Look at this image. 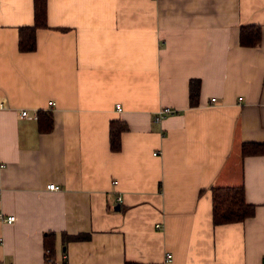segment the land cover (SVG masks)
<instances>
[{"label":"crops","instance_id":"0c3cea01","mask_svg":"<svg viewBox=\"0 0 264 264\" xmlns=\"http://www.w3.org/2000/svg\"><path fill=\"white\" fill-rule=\"evenodd\" d=\"M45 15L21 50L33 0H0V264H46L45 235L58 264H264V153H241L264 144V0H45ZM227 186L254 212L215 224Z\"/></svg>","mask_w":264,"mask_h":264},{"label":"trees","instance_id":"16d2710c","mask_svg":"<svg viewBox=\"0 0 264 264\" xmlns=\"http://www.w3.org/2000/svg\"><path fill=\"white\" fill-rule=\"evenodd\" d=\"M34 24L22 27L19 33V48L21 50H32L35 48V28L46 25L45 0H33ZM240 42L243 45H254L260 39V29L255 25H243L240 27ZM189 104H197L199 92V79L190 78L189 83ZM126 125L122 122H111L109 126V146L112 151L120 148L119 134ZM241 153H264V144L245 142L241 145ZM254 206L246 203L243 198L241 186L213 187L212 188V220L213 223H226L240 221L253 215ZM78 236V235H77ZM81 237L84 235H80ZM69 237V236H67ZM44 259L46 264H53L54 247L44 237ZM65 263V262H64ZM62 263V264H64Z\"/></svg>","mask_w":264,"mask_h":264},{"label":"built area","instance_id":"2783aa9c","mask_svg":"<svg viewBox=\"0 0 264 264\" xmlns=\"http://www.w3.org/2000/svg\"><path fill=\"white\" fill-rule=\"evenodd\" d=\"M212 100L215 101V97H212ZM49 104H52V101H49L48 102ZM116 107L117 109H121L120 105L117 103L116 104ZM173 112V109L172 107L170 106H162L160 107L159 109H157V111L155 112L154 114V117L153 119L155 121H159L161 120L164 116H166L167 114H170ZM27 111L26 110H21V115H26ZM153 153H156V152H153ZM47 187L49 189H57L59 186L54 183V182H51V183H48L47 184ZM118 199L120 200L121 197L118 196ZM0 220L2 221H6V222H11L14 220V215L13 214H4L0 211ZM64 255V254H63ZM171 254L170 253H166V258H170ZM64 257V256H63ZM53 264H58V262L56 260L53 261Z\"/></svg>","mask_w":264,"mask_h":264}]
</instances>
